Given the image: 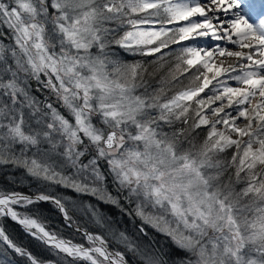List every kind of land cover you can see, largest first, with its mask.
<instances>
[{
  "label": "snow or ice",
  "instance_id": "obj_1",
  "mask_svg": "<svg viewBox=\"0 0 264 264\" xmlns=\"http://www.w3.org/2000/svg\"><path fill=\"white\" fill-rule=\"evenodd\" d=\"M0 264H264V0H0Z\"/></svg>",
  "mask_w": 264,
  "mask_h": 264
}]
</instances>
